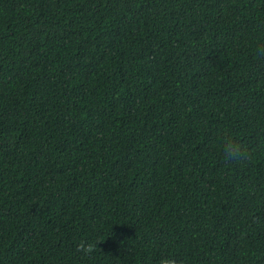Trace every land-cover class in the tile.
I'll list each match as a JSON object with an SVG mask.
<instances>
[{"label":"trees","instance_id":"1","mask_svg":"<svg viewBox=\"0 0 264 264\" xmlns=\"http://www.w3.org/2000/svg\"><path fill=\"white\" fill-rule=\"evenodd\" d=\"M164 256L264 264V0H0V264Z\"/></svg>","mask_w":264,"mask_h":264},{"label":"clouds","instance_id":"2","mask_svg":"<svg viewBox=\"0 0 264 264\" xmlns=\"http://www.w3.org/2000/svg\"><path fill=\"white\" fill-rule=\"evenodd\" d=\"M222 157L226 161H240L244 157L243 150L238 142L231 138H227L222 143ZM91 245L88 246V250ZM159 264H177V261L169 256L161 257Z\"/></svg>","mask_w":264,"mask_h":264}]
</instances>
